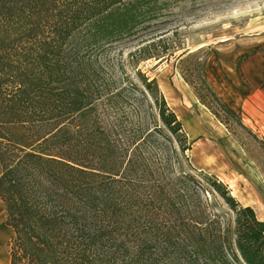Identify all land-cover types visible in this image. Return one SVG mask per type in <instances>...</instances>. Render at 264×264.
I'll return each instance as SVG.
<instances>
[{"label": "trees", "instance_id": "16d2710c", "mask_svg": "<svg viewBox=\"0 0 264 264\" xmlns=\"http://www.w3.org/2000/svg\"><path fill=\"white\" fill-rule=\"evenodd\" d=\"M169 3L0 0V204L11 264H264L254 210L213 176L174 172L172 157L153 151L164 130L147 128L139 111L131 118L130 107L150 99L171 140L186 138L156 81L138 70L140 85L127 80L126 92L102 76L112 48L166 29ZM140 52L141 61L159 57ZM217 198L233 223L214 211Z\"/></svg>", "mask_w": 264, "mask_h": 264}, {"label": "rangeland", "instance_id": "374dc122", "mask_svg": "<svg viewBox=\"0 0 264 264\" xmlns=\"http://www.w3.org/2000/svg\"><path fill=\"white\" fill-rule=\"evenodd\" d=\"M169 1L159 20L166 28L163 32L107 52L105 84L110 90L125 86L127 92L131 84L127 80L140 85L138 70L149 81L155 80L186 137L172 141L157 105L150 99L135 102L129 110L134 122L139 111L147 128L164 130L155 134L161 143L153 149L156 158L171 156L174 172L215 177L264 222V109L247 99L246 73L250 62L261 66L264 59V0ZM144 48L159 57L141 61ZM211 198L203 195L209 202ZM213 207L233 223V213L220 198ZM6 228L0 204V235ZM10 237L9 232L8 244Z\"/></svg>", "mask_w": 264, "mask_h": 264}, {"label": "crops", "instance_id": "0c3cea01", "mask_svg": "<svg viewBox=\"0 0 264 264\" xmlns=\"http://www.w3.org/2000/svg\"><path fill=\"white\" fill-rule=\"evenodd\" d=\"M246 68H248L246 73L248 75V82L250 84V88H249L250 92H248L247 99L256 100L257 102L260 103V105H263V109H264V59H262L261 66L252 65V63L250 62L246 66ZM9 232L11 233V237H12L13 236L12 229L7 226V228L3 230L2 234L0 235V264H11L9 247H8V243H6V239Z\"/></svg>", "mask_w": 264, "mask_h": 264}]
</instances>
